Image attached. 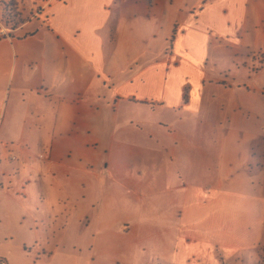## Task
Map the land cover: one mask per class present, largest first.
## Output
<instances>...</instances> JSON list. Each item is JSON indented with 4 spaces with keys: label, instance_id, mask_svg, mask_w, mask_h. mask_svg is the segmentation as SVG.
I'll return each mask as SVG.
<instances>
[{
    "label": "crops",
    "instance_id": "0c3cea01",
    "mask_svg": "<svg viewBox=\"0 0 264 264\" xmlns=\"http://www.w3.org/2000/svg\"><path fill=\"white\" fill-rule=\"evenodd\" d=\"M43 1L0 30V257L262 264L263 188L225 159L242 88L205 67L264 53V0Z\"/></svg>",
    "mask_w": 264,
    "mask_h": 264
},
{
    "label": "rangeland",
    "instance_id": "374dc122",
    "mask_svg": "<svg viewBox=\"0 0 264 264\" xmlns=\"http://www.w3.org/2000/svg\"><path fill=\"white\" fill-rule=\"evenodd\" d=\"M43 0H0V30L13 29L23 21L30 20L37 14L43 5ZM0 36L1 32H0ZM168 42L170 38H167ZM246 54V53H245ZM236 55L232 52L213 54L208 58L205 73L207 79L225 78L228 84H239L242 91L235 90L237 96H233L231 114L240 118L232 121L231 126L238 127L231 141L225 145V159L233 163V168L245 165L246 175L250 178H258L264 191V53L255 52L248 55ZM241 76V77H240ZM246 99L240 98V95ZM219 113V112H217ZM214 117L215 119H210ZM216 116L211 115L206 121L200 122L197 129L207 134H215L212 148L220 147V130L222 124ZM214 132V133H213ZM237 135L242 136L241 139ZM208 140V139H207ZM211 142L210 140H208ZM236 141L240 143L236 146ZM236 147V148H234ZM219 155H215V157ZM227 165V164H225ZM227 174L228 171L226 170ZM235 172V169L233 170ZM233 172H230L232 174ZM262 243L264 249V212L262 217ZM264 251V250H263ZM261 253V255H263ZM264 264V257L261 259Z\"/></svg>",
    "mask_w": 264,
    "mask_h": 264
},
{
    "label": "built area",
    "instance_id": "2783aa9c",
    "mask_svg": "<svg viewBox=\"0 0 264 264\" xmlns=\"http://www.w3.org/2000/svg\"><path fill=\"white\" fill-rule=\"evenodd\" d=\"M0 264H7V262L3 258L0 257Z\"/></svg>",
    "mask_w": 264,
    "mask_h": 264
}]
</instances>
